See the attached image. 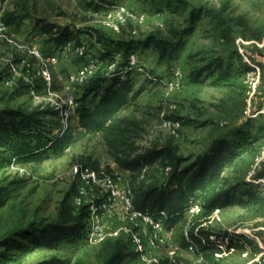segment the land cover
Masks as SVG:
<instances>
[{"label":"rangeland","instance_id":"1","mask_svg":"<svg viewBox=\"0 0 264 264\" xmlns=\"http://www.w3.org/2000/svg\"><path fill=\"white\" fill-rule=\"evenodd\" d=\"M182 1L199 8L220 10L241 23L240 29L247 38L239 37L234 46L223 49V53L232 60L234 69L249 65L241 49L252 63L260 66V83L253 100V112L251 117L245 114L248 99L245 74H234L221 86L213 84V78L203 76L195 80L194 73L201 64L193 56L204 45L212 44V39L205 32L209 21L204 18L196 31L184 38L182 49L173 59H162L154 47L143 45L131 52L136 54L137 65L145 73L136 79L135 89L143 88L142 94L120 113L136 123L127 135L128 147L125 149L135 156L170 143L177 147L176 154L185 165L208 152L217 137L232 140L236 129L249 130L260 138V154L252 156L242 152L225 175L229 177L230 184L248 183L246 188L263 200L259 204H250L248 208L231 205L211 214L204 208L198 214H187L185 220L174 228L173 246L178 250L173 263L168 255L169 245L156 249L154 255L159 264H264V184L258 182L259 177H264V161L260 167L257 166L258 160L264 157V0H3L0 13H12L13 18L7 30L0 32V110L20 105L30 110L63 106L70 115L68 123L73 142L63 154H51L41 164L16 165L0 172V186H9L12 191L11 199L0 209V241L16 228L26 227L32 222L54 221L60 201L69 194L76 208L74 197L80 181L73 171L78 164L90 167L93 164L97 166L93 169L120 175L124 183H129L130 172L118 168L102 134L89 133L79 127L75 109L86 83H73L71 76L89 60L98 62L96 71L112 72L115 69L112 64H103L100 57L104 51L116 50L119 41H145L151 34L165 36L170 22L174 26L185 27L189 10ZM96 4L100 7L98 10ZM120 6L126 7L131 16L116 31L112 24L117 22L116 12ZM39 19L80 31L78 41L85 47L83 56L73 44L61 48L48 43L47 36L36 25ZM35 51L43 58L56 60V63L49 64L53 75L50 86L32 77L41 62ZM13 60L31 63V83L21 78L12 84L3 81ZM175 67L181 69L184 77L178 87L170 88L168 83L173 78ZM93 103L94 99L90 97L88 104ZM62 119L60 116L61 127ZM175 121H180V128L172 126ZM166 161L162 158L154 167L160 181L169 171L163 166ZM20 179L24 181L22 184H10ZM120 227L118 216L107 215L101 237L90 239L84 234L74 242L61 241L54 250H36L21 264H47L55 258L63 261L62 264H106L118 245L125 247L127 252L134 251L130 235L118 234ZM143 230L142 233L147 235V229L144 227ZM187 230L191 238L192 232L197 234L201 230L240 234L244 237L243 247L229 252H208L199 246V251L192 252L185 236ZM3 251L4 245L0 244V253ZM0 264H3L1 260ZM123 264L149 263L139 256H130Z\"/></svg>","mask_w":264,"mask_h":264},{"label":"trees","instance_id":"2","mask_svg":"<svg viewBox=\"0 0 264 264\" xmlns=\"http://www.w3.org/2000/svg\"><path fill=\"white\" fill-rule=\"evenodd\" d=\"M182 2L189 10L185 27H177L170 22L165 36L151 34L145 41H119L116 50L104 51L100 62L105 65L112 64L119 52L123 53L124 60L112 72L98 70L90 77L75 109L79 127L89 133L102 134L118 168L130 172L129 186L134 195L135 209L161 222L168 229L183 222L194 203H201L206 212L211 214L231 205L248 208L250 204H259L263 200L253 190L246 188L248 183L230 184L229 177L225 175L242 152L252 156L260 154V138L249 130L236 129L232 140L217 137L208 152L185 165H182L183 159L176 154L177 147L170 143L164 147L147 149L135 156L125 149L128 147L127 135L136 123L129 117H122L120 113L135 103L143 92V88L135 89V86L137 77L145 71L128 62L129 54L136 47H154L162 59H173L182 49L184 38L193 34L200 21L206 18L209 23L205 32L212 39V44L204 45L193 56L201 64L194 73L195 80L203 76L213 78V84L221 86L234 74L246 75L252 69L246 64L234 69L232 60L223 53V49L233 47L239 37L247 38L237 18L225 16L220 10L199 8ZM169 4L171 6L172 3ZM95 6L97 10L100 8L98 4ZM2 17L8 25L13 15L6 13ZM36 25L47 36L48 43L56 47L66 48L69 43L76 48L82 46L78 41V30L73 31L68 26L62 27L41 19ZM90 97L94 99L93 105L88 104ZM59 117L60 110L54 106L30 110L20 105L1 109L0 172L16 165L41 164L51 154H63L73 142V133L70 128L64 130L61 127ZM162 158L167 160L163 166L169 171L160 181L154 167ZM91 167L97 168L93 164ZM23 182L20 179L10 184L20 185ZM11 197L9 186H0V209L7 205ZM70 198L69 194L60 201L54 221L32 222L5 235L0 241L4 245V251L0 253L2 263L21 264L38 249L54 250L61 241L74 242L80 239L85 234L88 206L82 205L76 209ZM201 236L207 240L201 248L208 252H229L243 247L244 237L240 234L228 231L192 232V238L198 242ZM130 256L137 258L139 254L136 251L127 252L125 247L118 245L106 264H123ZM62 263L55 258L47 264Z\"/></svg>","mask_w":264,"mask_h":264},{"label":"built area","instance_id":"3","mask_svg":"<svg viewBox=\"0 0 264 264\" xmlns=\"http://www.w3.org/2000/svg\"><path fill=\"white\" fill-rule=\"evenodd\" d=\"M3 15L0 13V32L7 30V24L4 21ZM117 22L112 24V28L119 31L121 26L124 25L128 18L131 16L130 11L120 6L116 12ZM69 43L67 48L71 46ZM84 46L77 48L80 55L84 54ZM241 53L245 56L247 63L251 66V70L246 74L248 89H247V108L245 114L251 117L253 100L260 83L261 69L260 66L252 63L251 60L245 55L243 49ZM34 54L41 61L40 66L34 70L35 79L42 80L47 86H50L53 81L52 71L49 64L56 63L55 58H43L41 53L35 51ZM124 60V55L119 52L115 55V61L111 67L115 68L116 65ZM130 65H137V57L135 53H130L128 56ZM98 62L89 60L84 62L77 73L71 76V81L76 84H85L97 71L96 67ZM9 74L3 77V81L7 84H12L15 79L21 78L26 83H31V68L32 65L26 60L19 61L18 63L13 60L9 63ZM183 73L178 67L173 68V78L169 81L168 87H178L183 80ZM56 109L60 110L62 116V128L64 130L69 128V112L63 109V106H57ZM259 113V112H258ZM175 129L180 128V121L171 123ZM264 157L258 160L257 166L260 167ZM169 170V169H168ZM73 174L80 183L77 188V194L74 197L76 209L82 205L88 206V215L86 218L85 234L88 238L96 239L102 236L103 221L107 215H116L120 219L121 227L119 232H124L130 235L132 243L134 244V251L139 254V257L149 264H159L160 261L154 255L156 249H160L166 245L170 246L168 251L169 259L173 263L177 254V247L173 246L175 229L166 228L161 222L154 220L152 217L145 215L141 211L135 209L133 204V192L129 183H124L120 175L109 173L105 170H95L87 164H78L74 167ZM259 183L264 184V177L258 178ZM203 209L201 203H194L190 206L187 214H198ZM147 229V235L142 233V230ZM144 231V230H143ZM117 234V233H116ZM188 241L189 249L192 252L199 251V246L205 245L207 240L201 236L200 241H196L189 236L188 230L185 232Z\"/></svg>","mask_w":264,"mask_h":264}]
</instances>
